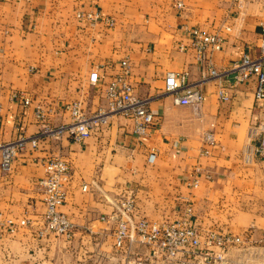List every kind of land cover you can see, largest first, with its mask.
Wrapping results in <instances>:
<instances>
[{
    "label": "crops",
    "instance_id": "1",
    "mask_svg": "<svg viewBox=\"0 0 264 264\" xmlns=\"http://www.w3.org/2000/svg\"><path fill=\"white\" fill-rule=\"evenodd\" d=\"M95 9L116 25L78 18ZM192 28L223 33L224 48L212 63L227 70L244 54L260 56L264 0H244L241 8L235 0H0V144L31 139L44 123H70L73 102L81 101L87 114L105 107V85L126 58L135 93L149 98L158 115L139 139L130 134L131 121L116 116L81 143L67 134L43 138L36 148L28 143L9 173L0 170V219L30 220L0 235V264H116L108 217L130 190L138 213L152 220L175 217L180 198L189 199L203 228L247 235L245 246L231 250L232 264L263 260L264 159L246 156L251 129L264 124V102L255 98L254 80L234 84V73L203 79L207 65L189 48ZM93 70L99 86L89 84ZM170 72H188L191 87L205 95L200 109L177 105L166 93ZM207 133L215 145L205 142ZM56 155L71 166L61 207L75 225L71 239L37 236L45 212L38 181L43 161Z\"/></svg>",
    "mask_w": 264,
    "mask_h": 264
},
{
    "label": "built area",
    "instance_id": "2",
    "mask_svg": "<svg viewBox=\"0 0 264 264\" xmlns=\"http://www.w3.org/2000/svg\"><path fill=\"white\" fill-rule=\"evenodd\" d=\"M14 2L16 0H1ZM238 6H243L244 0H235ZM183 8V4L179 3ZM78 18L88 22H101L107 27H114V18L105 15L99 9L79 11ZM229 31L230 28H227ZM264 34V28H263ZM190 45L198 59L206 63L202 73L203 79L227 78L233 74V83L240 84L250 80L256 82L255 98L264 102V35L260 45V56L257 58L249 54L236 61L227 70H218L212 63L216 52L224 48L226 37L221 32L210 33L200 28L190 30ZM91 86L101 85L99 70H93L89 76ZM166 93L174 95V101L180 106H192L200 109L205 100L201 89L191 87L188 72H170L166 78ZM220 96L227 99L223 89ZM106 106L97 112L87 114L81 101L67 105L71 115V122L51 127L44 123L35 137L28 139L20 137L14 141L0 144L2 160L0 170L9 173L14 160L24 151L28 143L33 148L38 147L43 138H61L67 134L73 141L84 142L93 133L102 129L116 116L124 117L132 123L131 135L141 138L151 133L158 124V115L150 107V99L140 97L134 91L131 83V65L126 58L121 62V71L114 75L105 85ZM29 104V99L24 98ZM36 118L40 122L45 120L44 111L36 110ZM204 140L209 145H215L212 133H207ZM253 143L247 151V160L252 155L264 159V124L254 127L250 131ZM155 153L149 156L153 162ZM45 175L38 181V186L44 194L45 212L42 215V228L37 231L40 238L47 235L64 236L71 239L75 232V225L68 215L61 211L67 198L68 185L71 182V166L68 160L56 155L43 161ZM199 180L195 179L192 187H197ZM88 189L87 185L83 186ZM1 217V215H0ZM190 203L180 206L175 217L152 220L138 213L135 195L130 190L123 192L117 199L116 210L108 217L113 221V248L116 264H232L230 252L233 248L245 246L247 235L235 234L230 231L213 228H203L194 218ZM30 220L0 219V235L14 234L20 226L29 225ZM263 260L259 264H264ZM258 259L254 257L253 260ZM257 261V260H256Z\"/></svg>",
    "mask_w": 264,
    "mask_h": 264
},
{
    "label": "rangeland",
    "instance_id": "3",
    "mask_svg": "<svg viewBox=\"0 0 264 264\" xmlns=\"http://www.w3.org/2000/svg\"><path fill=\"white\" fill-rule=\"evenodd\" d=\"M193 188H194V187H193ZM180 202H181L182 204H184V203H190V204L192 205L191 201H190L189 199H187V198H180Z\"/></svg>",
    "mask_w": 264,
    "mask_h": 264
}]
</instances>
